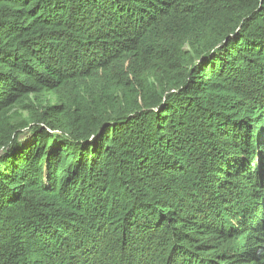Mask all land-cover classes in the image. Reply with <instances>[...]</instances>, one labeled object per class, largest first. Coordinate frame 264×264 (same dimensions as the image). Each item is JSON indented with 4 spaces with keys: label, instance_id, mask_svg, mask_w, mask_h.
I'll use <instances>...</instances> for the list:
<instances>
[{
    "label": "trees",
    "instance_id": "16d2710c",
    "mask_svg": "<svg viewBox=\"0 0 264 264\" xmlns=\"http://www.w3.org/2000/svg\"><path fill=\"white\" fill-rule=\"evenodd\" d=\"M0 264H264V0H0Z\"/></svg>",
    "mask_w": 264,
    "mask_h": 264
},
{
    "label": "rangeland",
    "instance_id": "374dc122",
    "mask_svg": "<svg viewBox=\"0 0 264 264\" xmlns=\"http://www.w3.org/2000/svg\"><path fill=\"white\" fill-rule=\"evenodd\" d=\"M47 98H50V97H48L47 96ZM49 102H51V101H49ZM31 105V104H30ZM32 106H34L35 107V105H32ZM15 113L17 114L16 115V118H18L19 117V119H20V116H23V117H26V115L27 114H29L28 112H25V111H20V110H17V111H15ZM29 132H28V130L27 131H25L22 135V140L20 141L21 143H24V144H26V143H28L29 141H31V136H30V134H28Z\"/></svg>",
    "mask_w": 264,
    "mask_h": 264
}]
</instances>
